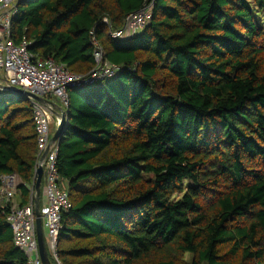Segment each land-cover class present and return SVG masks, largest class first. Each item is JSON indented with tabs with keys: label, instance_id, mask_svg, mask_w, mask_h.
I'll use <instances>...</instances> for the list:
<instances>
[{
	"label": "trees",
	"instance_id": "16d2710c",
	"mask_svg": "<svg viewBox=\"0 0 264 264\" xmlns=\"http://www.w3.org/2000/svg\"><path fill=\"white\" fill-rule=\"evenodd\" d=\"M146 5L141 30L109 34ZM10 38L75 74L95 45L119 67L67 90L61 264H264V0H16ZM36 162L30 101L1 91L0 184H19L0 264H28L6 212L28 204Z\"/></svg>",
	"mask_w": 264,
	"mask_h": 264
},
{
	"label": "built area",
	"instance_id": "2783aa9c",
	"mask_svg": "<svg viewBox=\"0 0 264 264\" xmlns=\"http://www.w3.org/2000/svg\"><path fill=\"white\" fill-rule=\"evenodd\" d=\"M16 0H0V91L24 90L30 94L52 102L60 100L67 105V90L72 87H83L104 78L112 77L118 66L104 60L102 50L95 45L93 52L96 62L94 68L86 74L70 72L63 64L51 59H41L32 53L28 43L15 44L10 38L11 18L14 14ZM151 5L127 15L119 30H109L112 37H128L141 30L151 18ZM106 23V19H104ZM32 108L36 133L37 162L36 169L43 170L42 181L44 202L39 205L44 241L48 255L54 264L58 260L56 247L57 236L61 228V214L71 207L65 182L56 167L57 146L51 142V122L55 117L56 125L60 117L55 115L54 105L41 103L28 98ZM45 153L43 159L42 155ZM19 179L15 174L3 175L0 184V203L11 202L16 193ZM34 183L31 185V196L27 205L14 204L6 212V222L12 231L13 245L24 252L28 264H42L36 237L34 214Z\"/></svg>",
	"mask_w": 264,
	"mask_h": 264
},
{
	"label": "water",
	"instance_id": "95a60500",
	"mask_svg": "<svg viewBox=\"0 0 264 264\" xmlns=\"http://www.w3.org/2000/svg\"><path fill=\"white\" fill-rule=\"evenodd\" d=\"M13 93H16L21 96H25L26 98H33L44 104L51 103L49 100L45 98L30 94L29 92L24 91V90H15L13 91ZM53 112L55 115H58L60 117V123L58 124L56 130L53 132L51 136V142H58V139L63 130V121L65 119L66 109L64 111H61L60 113H58L56 110H53ZM44 155L45 153L42 155L41 159H43ZM42 174H43V170L41 166H38V168L36 169V179H35V185H34V191H35L34 214H35V224H36V237H37V243H38L41 263L51 264V261L49 259V255H48V252L45 246L44 231L42 228L41 215H40V210H39V196H40V184L42 180Z\"/></svg>",
	"mask_w": 264,
	"mask_h": 264
},
{
	"label": "crops",
	"instance_id": "0c3cea01",
	"mask_svg": "<svg viewBox=\"0 0 264 264\" xmlns=\"http://www.w3.org/2000/svg\"><path fill=\"white\" fill-rule=\"evenodd\" d=\"M53 105H54V108L55 110L60 113L61 111H64L65 110V106L63 104H59V102L57 101V99H54L52 102H51ZM41 184H40V187H41V194L39 196V202L42 204L44 202V188H43V181L41 180ZM66 185V184H65ZM35 198V191L33 193V199Z\"/></svg>",
	"mask_w": 264,
	"mask_h": 264
},
{
	"label": "rangeland",
	"instance_id": "374dc122",
	"mask_svg": "<svg viewBox=\"0 0 264 264\" xmlns=\"http://www.w3.org/2000/svg\"><path fill=\"white\" fill-rule=\"evenodd\" d=\"M0 92H1V91H0ZM57 101L59 102V104H63L60 100L57 99ZM56 128H57L56 120H55V117H53V118H52V122H51V131L54 132V130H56ZM13 200L16 201V197L13 198ZM15 201H14V202H15ZM53 264H54V262H53Z\"/></svg>",
	"mask_w": 264,
	"mask_h": 264
}]
</instances>
